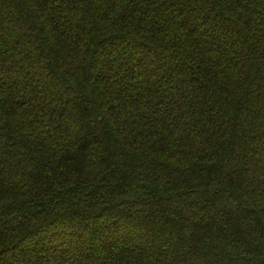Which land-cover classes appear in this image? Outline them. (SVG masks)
Segmentation results:
<instances>
[{"label": "trees", "instance_id": "16d2710c", "mask_svg": "<svg viewBox=\"0 0 264 264\" xmlns=\"http://www.w3.org/2000/svg\"><path fill=\"white\" fill-rule=\"evenodd\" d=\"M0 264H264V0H0Z\"/></svg>", "mask_w": 264, "mask_h": 264}, {"label": "rangeland", "instance_id": "374dc122", "mask_svg": "<svg viewBox=\"0 0 264 264\" xmlns=\"http://www.w3.org/2000/svg\"><path fill=\"white\" fill-rule=\"evenodd\" d=\"M70 248H71V250H73V245H72V243L70 244Z\"/></svg>", "mask_w": 264, "mask_h": 264}]
</instances>
